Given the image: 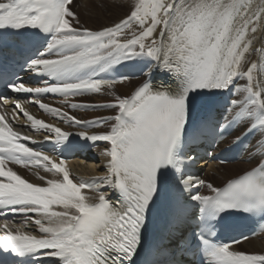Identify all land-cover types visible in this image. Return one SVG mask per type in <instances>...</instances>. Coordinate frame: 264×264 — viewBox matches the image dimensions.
Instances as JSON below:
<instances>
[{
  "label": "snow or ice",
  "instance_id": "6c2138e0",
  "mask_svg": "<svg viewBox=\"0 0 264 264\" xmlns=\"http://www.w3.org/2000/svg\"><path fill=\"white\" fill-rule=\"evenodd\" d=\"M72 3L0 0V45L12 36L25 46L41 40L39 34L22 37L21 29L50 33L43 50L26 66L54 80H43L42 86L8 83V73L0 71V82L13 92L31 93L30 97L59 95L60 104L73 110L114 113L86 119L40 99L27 101L79 129L66 131L32 115L20 99L9 102L0 96V217L22 216L25 227L32 221L38 231L22 230L9 219L0 222V264L29 254L54 258L57 264H130L141 242L147 208L168 183V169L178 167L181 159H192L178 154L190 93L229 91V124L243 125L236 141L253 133L264 141V79H254L258 64L249 59L253 53L264 57V46L255 47L257 33L264 34V0H124L113 5L123 15L98 30L81 23ZM136 57L147 58L148 63L144 79L130 95L112 92L107 103L71 102V97L102 93L129 79L103 78L100 73ZM156 68L179 81L175 90L153 88L149 78ZM21 115V127L47 133L42 141L64 142L76 135L106 142L110 145L102 152L106 172L74 181L64 158L28 146L26 142L42 141L14 129L13 122ZM12 165L36 169L43 183L30 182ZM181 184L188 191L205 181L182 178ZM104 188L120 191L121 199L111 201ZM207 188V195L190 192L201 217L214 219L229 209L264 214V159L223 187L207 183ZM83 189L95 195L89 197ZM199 222L194 253L187 236L175 235L181 232L183 218L174 214L171 246L157 245L161 258L156 264H185L184 257L196 253L200 264H264V253L235 250L231 247L239 243L235 239L215 242L214 233L207 232L206 237L207 221Z\"/></svg>",
  "mask_w": 264,
  "mask_h": 264
},
{
  "label": "bare ground",
  "instance_id": "6f19581e",
  "mask_svg": "<svg viewBox=\"0 0 264 264\" xmlns=\"http://www.w3.org/2000/svg\"><path fill=\"white\" fill-rule=\"evenodd\" d=\"M96 2H102V1L99 0L81 1L79 13L82 15H79V17H80V21L85 23L87 27L98 30L101 26H110L114 21H116L117 17H121L123 15V10L115 8L113 5L123 3L124 0H114L113 5H111V8L108 11V13L110 12V14L107 16L103 15L102 11L95 6ZM257 36L259 42H257L256 45H260L261 47L264 46V34L258 33ZM249 59L256 60L255 53H253V55ZM240 82L243 83V81ZM136 84H137L136 81H127L119 85H114L113 89H106L97 97L92 98L91 100L89 99V101H96V102L111 101L113 99L112 92H115L116 94L119 95H127ZM99 115L100 114L97 113H87V114H81L79 116L88 119ZM104 149H105L104 147H99L92 153L88 154V160L83 166H80L79 164L75 163L73 165V171L76 173L74 174V176H76L77 178H81V177H89L92 175H102L103 173H105L106 171H103V169L106 168L103 167V163L105 162L106 158L102 156V152L104 151ZM263 151H264V141H261L260 137L257 135L251 144V147L248 151V156L249 157L255 156L258 157V159L260 160L264 157V155H262ZM255 163L256 160L254 161L252 160L251 162L248 163L236 162L226 165H218L212 163L209 165L208 169L205 172V177H204L205 185L207 183H212L213 186L217 187L220 184L227 181L228 179L237 176L243 173L244 171L252 168ZM13 168L14 170L18 171V173L21 174L24 178L28 179L30 182L43 183L38 179L37 175L35 174L37 171L36 169L29 170L19 167H13ZM39 172L40 175H45L47 178H52L51 174H47L43 170H39ZM203 191L207 194L210 193V190L207 188V185L204 186ZM35 218L38 217H34V219ZM15 225L17 227L22 228V230L31 231L34 234H38L36 226L32 221L27 222V227H25V223H20ZM235 249L264 253V234H262L259 237H254L253 239L246 240L242 244L237 245Z\"/></svg>",
  "mask_w": 264,
  "mask_h": 264
},
{
  "label": "rangeland",
  "instance_id": "374dc122",
  "mask_svg": "<svg viewBox=\"0 0 264 264\" xmlns=\"http://www.w3.org/2000/svg\"><path fill=\"white\" fill-rule=\"evenodd\" d=\"M99 1H102V2H96V4H95V6L97 7V8H99L101 11H102V14L103 15H105V16H107V15H109L110 14V12L108 13V11H109V9L111 8V5H113V1L114 0H109V1H107V0H99ZM78 4L81 6V0H79V2H78ZM80 6H79V8H80ZM105 6H107V7H105ZM108 8V9H107ZM80 12V11H79ZM78 12V13H79ZM79 15H82V14H80L79 13ZM80 18V17H79ZM82 24H84V25H86L85 23H83V22H81ZM87 26V25H86ZM208 182V181H207Z\"/></svg>",
  "mask_w": 264,
  "mask_h": 264
}]
</instances>
